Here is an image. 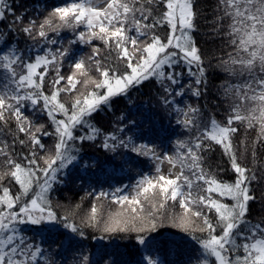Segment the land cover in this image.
Returning a JSON list of instances; mask_svg holds the SVG:
<instances>
[{
    "label": "snow or ice",
    "instance_id": "snow-or-ice-1",
    "mask_svg": "<svg viewBox=\"0 0 264 264\" xmlns=\"http://www.w3.org/2000/svg\"><path fill=\"white\" fill-rule=\"evenodd\" d=\"M202 16L0 0V264H264V0Z\"/></svg>",
    "mask_w": 264,
    "mask_h": 264
},
{
    "label": "trees",
    "instance_id": "trees-1",
    "mask_svg": "<svg viewBox=\"0 0 264 264\" xmlns=\"http://www.w3.org/2000/svg\"><path fill=\"white\" fill-rule=\"evenodd\" d=\"M214 0H201V4L206 8L207 10V18L204 16L201 17L199 23H200V33L198 34V41L200 46L205 49L206 51H211L214 47L215 41L211 32V25L209 21L211 20V5L213 4ZM86 51V50H85ZM215 82V81H214ZM81 195L83 193H80ZM71 195L76 196V190L74 189ZM76 199H78V196H76ZM258 211V210H256ZM130 259H135V257H129Z\"/></svg>",
    "mask_w": 264,
    "mask_h": 264
}]
</instances>
